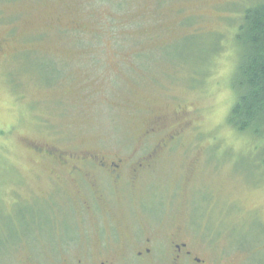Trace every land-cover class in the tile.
Masks as SVG:
<instances>
[{
	"label": "rangeland",
	"instance_id": "rangeland-1",
	"mask_svg": "<svg viewBox=\"0 0 264 264\" xmlns=\"http://www.w3.org/2000/svg\"><path fill=\"white\" fill-rule=\"evenodd\" d=\"M255 1L0 0V264L24 261L5 257L21 232L50 245L55 213L66 238L91 230L63 203L58 154L138 158L170 134L128 201L162 231L175 224L229 261L264 264V140L226 122L234 26ZM155 115L161 127L142 137Z\"/></svg>",
	"mask_w": 264,
	"mask_h": 264
},
{
	"label": "flooded vegetation",
	"instance_id": "flooded-vegetation-1",
	"mask_svg": "<svg viewBox=\"0 0 264 264\" xmlns=\"http://www.w3.org/2000/svg\"><path fill=\"white\" fill-rule=\"evenodd\" d=\"M161 119L151 116L142 137H151L161 127ZM176 138L174 134L163 136L138 158L59 152L56 161L67 168L61 177L71 184L61 191L63 203L70 200L79 224L91 230L82 228L81 241L75 235L66 238L61 234L65 217L55 213L48 226L57 229L50 245L39 236L28 239L21 232L14 240L4 241L5 257L20 253L25 258L18 264H236L213 251L211 237H199L175 224L162 231V218L151 216L145 202L128 201L155 170L157 153Z\"/></svg>",
	"mask_w": 264,
	"mask_h": 264
},
{
	"label": "trees",
	"instance_id": "trees-1",
	"mask_svg": "<svg viewBox=\"0 0 264 264\" xmlns=\"http://www.w3.org/2000/svg\"><path fill=\"white\" fill-rule=\"evenodd\" d=\"M234 28L239 58L230 79L234 101L226 122L230 128L264 140V0L240 12Z\"/></svg>",
	"mask_w": 264,
	"mask_h": 264
}]
</instances>
